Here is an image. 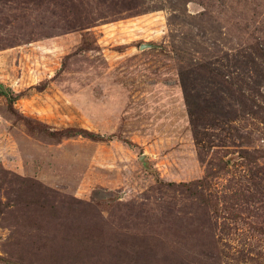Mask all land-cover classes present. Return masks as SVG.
Returning a JSON list of instances; mask_svg holds the SVG:
<instances>
[{
  "label": "rangeland",
  "instance_id": "obj_1",
  "mask_svg": "<svg viewBox=\"0 0 264 264\" xmlns=\"http://www.w3.org/2000/svg\"><path fill=\"white\" fill-rule=\"evenodd\" d=\"M0 264H264V0H0Z\"/></svg>",
  "mask_w": 264,
  "mask_h": 264
},
{
  "label": "trees",
  "instance_id": "obj_2",
  "mask_svg": "<svg viewBox=\"0 0 264 264\" xmlns=\"http://www.w3.org/2000/svg\"><path fill=\"white\" fill-rule=\"evenodd\" d=\"M88 135H91V136H92L93 134H90V133L88 132ZM92 137H93V136H92Z\"/></svg>",
  "mask_w": 264,
  "mask_h": 264
}]
</instances>
